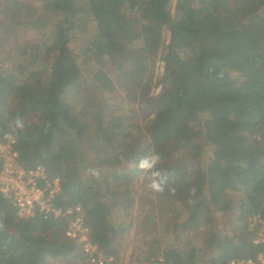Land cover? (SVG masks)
<instances>
[{
    "label": "trees",
    "instance_id": "obj_1",
    "mask_svg": "<svg viewBox=\"0 0 264 264\" xmlns=\"http://www.w3.org/2000/svg\"><path fill=\"white\" fill-rule=\"evenodd\" d=\"M170 1L51 0L52 10L62 18L48 79L33 76L36 71L23 75L0 66V136L16 138L25 165L43 164L49 176L61 178L59 204L81 203L92 226L91 240L115 256V240L125 229L111 222L113 209L120 204L128 213L133 202L128 184L140 173L150 174L130 167L117 171V164L159 155L157 168L170 174V186L180 194L196 195L187 203L183 227L207 223V206L230 213L235 208L230 192H242L233 232L218 241V254L211 261L228 264L233 257L258 252L248 220L264 216V0H176L175 14ZM9 12L11 18L17 14L3 8L5 18ZM81 15L94 31L83 48L82 63L97 66L91 73L97 94L78 108L70 95L85 79L69 34L79 30ZM10 27L0 32V50L5 51ZM166 28L170 41L162 57V87L149 96L148 70ZM137 39L141 46H136ZM179 45L191 46V55H181ZM117 85L126 101L150 103L144 111L153 115L146 135L142 126L118 115L120 104L111 106L98 95ZM197 114L206 115L203 131L189 122ZM17 116L25 127L12 132L10 124ZM196 128L210 144L207 162L195 170L170 162L183 155L193 139L188 133ZM86 158L101 169L99 178L84 175ZM117 186L127 189L121 201L111 197L118 195ZM204 191L206 198L201 196ZM64 228L62 219L18 217L0 194V264H47L50 258L85 262L82 243L64 236ZM240 228L244 235L231 236ZM197 251L168 247L145 259L164 255L169 264H196Z\"/></svg>",
    "mask_w": 264,
    "mask_h": 264
},
{
    "label": "rangeland",
    "instance_id": "obj_2",
    "mask_svg": "<svg viewBox=\"0 0 264 264\" xmlns=\"http://www.w3.org/2000/svg\"><path fill=\"white\" fill-rule=\"evenodd\" d=\"M51 0H0V32L6 27H10L12 32L8 35L5 43V51L0 50V66L6 69H18L23 75L36 71L35 77L43 76L48 79L50 67L56 56V30L60 26L62 14L52 10ZM176 0L170 1L171 11L175 14ZM11 8L17 14L14 17L9 12L8 18L2 13L3 8ZM8 12V11H7ZM7 19V20H6ZM78 31L69 34V45L75 50L79 62L83 60V48L93 34L90 29V23L86 16L81 15V22ZM15 29V30H14ZM170 41L168 29L163 30V40L158 50L155 60L150 63L147 78L149 86H152L151 95H157L162 87L160 84L166 67L162 59L164 51ZM3 41L0 40V45ZM141 39L136 40V46H141ZM193 49L196 47L193 45ZM177 50L183 56H190L192 47L179 45ZM82 65L83 79L74 90L71 91L70 101L75 107H81L88 96L93 92L97 94L91 85V73L97 66ZM113 90V89H112ZM148 91V89H146ZM103 99L107 100L111 106L117 104L120 106V114L127 123H135L144 128L143 136L146 135L145 126L153 115H146L150 103L139 104V101H126L124 90L118 88L112 92H99ZM68 99V98H67ZM67 101V100H66ZM68 102V101H67ZM144 107H143V106ZM205 114H197L189 119L190 124L203 131ZM189 132L190 144L183 151V155H176L171 161L189 166L191 170L197 169L201 162L204 164L210 157V144L205 139L203 133ZM5 139L0 136V140ZM150 155V154H148ZM116 170L120 171L129 168L128 162L117 164ZM88 168H100L91 158L84 160V175ZM92 177V176H91ZM150 174H138L127 186L130 192V198L133 200L128 213L123 211L119 205H116L111 214V222L120 229H125L115 240L117 262L116 264H129L135 260H142L157 252L161 254L165 248L174 247L179 250L188 251L191 248H197L196 264H211V261L218 254V241L225 234H232V228L235 225L233 217L243 197L242 192L232 190L228 198L233 202L235 208L230 213H223L216 210L215 205L205 208L207 223L200 228L183 227L184 221L188 219L189 211L187 203L195 200L194 191L185 195L174 190L166 189L164 192H155L147 187L150 182ZM173 189V187L171 186ZM127 191L126 187L117 186L118 195H111L115 200L121 201L122 195ZM245 193V192H244ZM207 197V192L201 195ZM183 224V225H182ZM237 235L246 233L245 229ZM47 264H84L82 258L71 259H49Z\"/></svg>",
    "mask_w": 264,
    "mask_h": 264
},
{
    "label": "built area",
    "instance_id": "obj_3",
    "mask_svg": "<svg viewBox=\"0 0 264 264\" xmlns=\"http://www.w3.org/2000/svg\"><path fill=\"white\" fill-rule=\"evenodd\" d=\"M16 138L0 140V194L14 207L20 218L42 215L44 219H62L64 236L82 243L87 264H116L117 257L108 254L90 238L92 226L81 203L59 204L61 178L49 176L43 164L27 166L20 160ZM252 243L258 252L245 258L233 257L228 264H264V216L255 214L248 220ZM129 264H169L164 255L135 260Z\"/></svg>",
    "mask_w": 264,
    "mask_h": 264
},
{
    "label": "clouds",
    "instance_id": "obj_4",
    "mask_svg": "<svg viewBox=\"0 0 264 264\" xmlns=\"http://www.w3.org/2000/svg\"><path fill=\"white\" fill-rule=\"evenodd\" d=\"M10 127L12 128V132L16 130H23L25 127V123L22 117L17 116L14 121L11 122ZM5 138H11L10 133L5 134ZM159 155H145L139 159V161L132 160L129 162V167L133 169H139L142 171L150 172V182L147 185L148 188L155 192H164L166 189L174 190L171 188L169 184L170 174L162 171L161 169L157 168V165L160 162ZM86 173L99 178L100 171L97 168H88Z\"/></svg>",
    "mask_w": 264,
    "mask_h": 264
},
{
    "label": "crops",
    "instance_id": "obj_5",
    "mask_svg": "<svg viewBox=\"0 0 264 264\" xmlns=\"http://www.w3.org/2000/svg\"><path fill=\"white\" fill-rule=\"evenodd\" d=\"M83 262V261H82ZM84 264H87V262L85 261V262H83Z\"/></svg>",
    "mask_w": 264,
    "mask_h": 264
}]
</instances>
